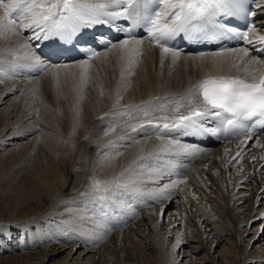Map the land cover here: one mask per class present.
I'll return each mask as SVG.
<instances>
[{
	"label": "bare ground",
	"instance_id": "1",
	"mask_svg": "<svg viewBox=\"0 0 264 264\" xmlns=\"http://www.w3.org/2000/svg\"><path fill=\"white\" fill-rule=\"evenodd\" d=\"M261 14L255 19L259 31L250 33L251 39L264 36ZM13 16L19 18L18 13ZM143 40L139 56L130 58L111 48L88 60L87 72L79 67L83 61H75L53 63L36 76L22 77L17 69L32 62L35 50L32 31L0 33V185L11 181L0 190L1 197L17 189L3 203L8 221L0 223V230L7 231L0 232V264H264V234L259 231L264 135L198 147L202 151L188 162L183 155L162 154L171 161L173 175L158 181L150 171L162 162L147 161L137 169L143 183L129 184L130 189L147 191L176 174L183 178L163 203L122 191L101 200L94 191V180L127 175L134 161L144 163L141 157L160 153L169 140L167 132L156 139L150 125L133 132L122 123L127 116L106 114L180 97L209 77L250 79V72L261 68L249 64L258 59L252 52L240 59L237 50L242 47L223 55L180 52L174 60ZM43 79L50 95L42 89ZM115 123L121 126L105 135ZM106 214L109 222L103 221ZM105 228L113 230L102 240L81 235L103 234Z\"/></svg>",
	"mask_w": 264,
	"mask_h": 264
},
{
	"label": "snow or ice",
	"instance_id": "2",
	"mask_svg": "<svg viewBox=\"0 0 264 264\" xmlns=\"http://www.w3.org/2000/svg\"><path fill=\"white\" fill-rule=\"evenodd\" d=\"M151 2L152 0H145L146 11L141 14L139 11L141 0H0V33L16 34L21 29L31 30L32 39L35 41L42 44L51 42L50 53L55 55L59 51L55 47L57 42L67 44L74 39L78 40L81 30L90 26L108 24L116 28L118 33L126 31L127 35H118L116 38L100 34L93 38V42H85L86 47L95 49L89 51L83 62L79 64V67L87 72L88 60L100 55L98 49L101 45L104 46L105 51L118 48L130 58L139 56V48L144 40L133 36L132 33L136 28L141 27L142 22L147 27L149 41L161 47L163 53H171L175 60L181 55L179 49L171 48L163 42L177 37L191 40L238 36L242 40H248L250 33L259 31L256 28V21L251 20L250 26L246 25L247 30L239 33L234 31L232 22L238 16L247 20L249 17H255L258 12H264V3H258V0H252L257 11H253L246 0H158V3L163 6L162 9L148 13L147 7ZM122 5L124 7H121ZM13 13H18L19 18L14 17ZM116 21L129 23L120 25L116 24ZM258 40L264 45V36H259ZM248 42L251 43L250 40ZM25 47L30 45L26 44ZM237 51L240 53L241 60L249 56L247 49ZM212 55H223V53ZM30 59L35 68L43 70L48 67L44 54L40 52H33ZM134 62L130 59V63ZM249 64L261 65L260 69L250 72V79L209 77L197 83L180 97L165 99L163 102L158 99L148 101L145 104L128 106L106 115L127 116L128 120L122 123L133 132L138 129L143 130L145 125H150L156 129V139H161L160 134L163 132H179L192 137H219L223 134L225 137L243 135L250 138L258 134L257 125L264 127V57L254 59ZM244 70L249 72L248 67ZM169 103L173 105L171 109L167 108ZM157 112L160 115H154ZM210 118L217 121L216 126H209L206 123ZM119 126H121L120 123L110 125L105 135ZM120 139L124 140L127 137L122 136ZM244 143L246 141H241V145ZM237 147L240 148V145ZM169 149L175 151L169 152ZM201 151L196 146L169 139L161 146L160 153L141 157L144 163L134 161L133 165L126 170L127 175L122 173L121 177L113 181L94 180L92 187L101 200H106L107 194L113 191H122L149 196L163 203L171 199L173 191L183 182V178L176 174V179H170L163 185L147 191L135 186L130 189L129 184L143 183L138 181V176L143 173H138L137 169H143L149 160L162 162V166L150 171V176L154 172L155 179L158 181L163 179L164 175H173L172 167H169L171 161L162 154L191 157ZM241 156L242 153L238 151L237 158ZM180 166L185 169L188 167L187 164ZM160 214L164 216L163 209ZM259 219L261 220L259 231L264 234V215H261ZM112 230L113 228H105L103 234L95 236L90 233H81V235L86 240H102L104 235ZM2 235L0 233V236ZM179 244L178 237L177 246Z\"/></svg>",
	"mask_w": 264,
	"mask_h": 264
},
{
	"label": "rangeland",
	"instance_id": "3",
	"mask_svg": "<svg viewBox=\"0 0 264 264\" xmlns=\"http://www.w3.org/2000/svg\"><path fill=\"white\" fill-rule=\"evenodd\" d=\"M122 65H123V64H122ZM122 65H121V66H122ZM46 81H47V80H45V79L42 80V89H43L47 94L50 95V93H52V91H51V87H50L49 84H47L48 82H46ZM43 83H44V84H43ZM42 93H43V92H42ZM8 181L11 183V181H10L9 179H7V181H6L7 183L4 181L5 183H3V185H2V184L0 185V190H1V189H4L5 187H8V186H9L10 183H9ZM4 185H5V186H4ZM1 187H3V188H1ZM14 189H15V188L10 189V191H8V192L5 194V197H6V196H7V197H9V196H10V197H13V196H12L13 193H14V194L17 193V192H15V191H17V189H15V190H14ZM0 194H1V195H0V197H1V196L3 195L2 191H1ZM9 194H10V195H9ZM8 195H9V196H8ZM7 197H6V198H7ZM6 198H2V197H1V199H0V201H1L0 204L2 203V205L0 206V208L2 209V212L0 211V212H1V213H0V214H1V216H0V223H4V222H7V221H8V220L5 219V218H7V217H6V215H7V214H6V210L8 209V206L3 205V203L6 202ZM2 199H3L4 201H3ZM7 200H8V199H7ZM5 204H6V203H5ZM156 204H157V206H158V203H156ZM156 204H155V205H156ZM2 206H3V207L5 206V210H4V208H3ZM1 209H0V210H1ZM3 211H4V213H3ZM3 214H6V215H3ZM0 225H1V224H0ZM0 229H3V226H2V225L0 226ZM0 232H4V231H3V230H0ZM5 232H7V231L5 230ZM5 232H4V233H5ZM1 237H3V236H0V238H1ZM13 238H14V237H13ZM4 241H5L6 243H8V241H6V240H4ZM119 255H121V253H119Z\"/></svg>",
	"mask_w": 264,
	"mask_h": 264
}]
</instances>
